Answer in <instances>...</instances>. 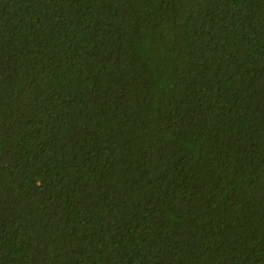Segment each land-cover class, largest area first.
I'll return each mask as SVG.
<instances>
[{
  "label": "trees",
  "instance_id": "1",
  "mask_svg": "<svg viewBox=\"0 0 264 264\" xmlns=\"http://www.w3.org/2000/svg\"><path fill=\"white\" fill-rule=\"evenodd\" d=\"M0 264H264V0H0Z\"/></svg>",
  "mask_w": 264,
  "mask_h": 264
}]
</instances>
